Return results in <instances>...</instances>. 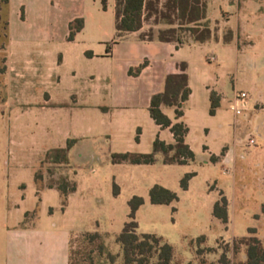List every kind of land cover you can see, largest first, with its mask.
I'll return each instance as SVG.
<instances>
[{"label": "rangeland", "instance_id": "rangeland-1", "mask_svg": "<svg viewBox=\"0 0 264 264\" xmlns=\"http://www.w3.org/2000/svg\"><path fill=\"white\" fill-rule=\"evenodd\" d=\"M205 1L214 38L213 43L199 49L196 61L204 77L195 87L196 95L188 113L191 127L188 139L195 160L186 164H163L160 160L153 164H113L112 151H133L130 149L134 144L107 145L98 138L94 146L83 148L79 145L71 152L75 181V172L70 166L43 163V156L35 167V174L42 176L38 185L47 188L48 184L64 178L75 182L77 191L65 214L68 200L62 208V197L57 190L52 191L44 204H39V193L34 197L26 191L20 195L27 200L22 207L29 209L24 212L22 224L35 218L49 219L59 233L70 232V238L83 231H99L106 235L108 250L116 255L113 263L102 258L104 263L124 264L115 236L129 220V199L137 195L143 198V204L135 212L137 232L164 237L172 244L178 262L217 261L224 249H229L227 255L231 262L243 259L244 247L240 246L235 254L232 243L241 236L250 235V228L255 229V236L264 240V0ZM151 25L153 19L144 21L143 31L148 33L154 29L156 34L158 27ZM5 27V6L0 0V174L16 173L28 181L32 178L30 168L39 150L40 137L36 138L38 132L31 125L35 113L18 115L16 123L14 108L17 111L20 108L10 109L9 105H22L23 109L29 105L23 100L33 96L32 76L26 71L24 79H19L16 77L20 73L15 74L13 66L7 70L3 49ZM228 31L232 32L233 45H216L215 41H222ZM210 55H215L216 60L209 61ZM203 82H209L222 92L224 100L214 116L209 114V94ZM235 91H247L254 98L239 116H234L229 109ZM249 133L255 139L252 145L246 143ZM149 136L146 130L141 145L145 152L151 151ZM204 145L217 155L228 152L226 162H211ZM191 172L195 175L184 190L180 180ZM114 183L119 187L117 195H114ZM154 184L174 191L177 200L152 204L149 189ZM220 193L229 202L226 223L213 215V205ZM18 199L15 192H0V222L6 219L10 231L18 228L12 226L16 216L14 202ZM200 235H204L206 241L197 244L196 238ZM207 245L215 251L196 255L197 247Z\"/></svg>", "mask_w": 264, "mask_h": 264}, {"label": "crops", "instance_id": "crops-1", "mask_svg": "<svg viewBox=\"0 0 264 264\" xmlns=\"http://www.w3.org/2000/svg\"><path fill=\"white\" fill-rule=\"evenodd\" d=\"M4 6L5 64L7 70L13 66L15 74L20 73L16 78L24 79L26 71L31 73L34 96L23 100L29 104L25 109L22 105L9 107L20 108L19 111L14 108V119L34 111L31 125L38 132L36 138L40 139L37 159L30 168L31 180L24 181L16 173L0 174V192L11 191L19 195L14 202L16 216L12 225L18 228L10 231L6 219L0 222V264H68L70 232L59 233L49 219L35 218L28 224H22L24 212L29 209L22 207L27 200L20 195L26 191L33 196L39 193V204H44L56 190L41 188L36 182L35 167L39 160L48 149L64 147L68 139H75L68 152V166L74 170V177L76 171L72 166L71 152L79 145L83 148L94 146L98 138L107 145L134 144L130 150L135 152L146 151L141 149L146 130L150 134L151 150L156 137L165 143H174L170 129L156 124L149 107L151 96L164 90L166 75L176 72L179 62L187 64L191 89L183 107L184 114L176 119L173 107L162 105L161 109L172 122L183 121L188 126L185 142L191 148L188 113L196 95L195 87L204 77L196 62L197 56L201 47L213 42L177 45L156 37L142 39L140 34L144 32V23L140 30L118 37L115 0H106L105 8L102 0H8ZM75 19H82L83 25L69 38V24ZM153 25L158 27L157 30L167 26L163 23ZM215 44L231 46L233 41L223 43L217 40ZM140 65L143 66L138 73H130V69ZM203 85L208 94L212 89L222 94L209 82H203ZM14 93L16 96L17 92ZM223 100L221 96L220 104ZM55 114L58 115L55 117ZM18 121L16 119V123ZM205 131L209 132V129L205 128ZM136 135L139 141L135 140ZM204 146L209 157L212 154L218 156L207 145ZM125 151L129 150L122 152ZM162 158L158 153L156 161L162 162ZM227 159L228 152L224 151L217 162L225 163ZM76 191L77 186L75 192L68 196L63 214L69 210ZM8 243L9 250L6 249Z\"/></svg>", "mask_w": 264, "mask_h": 264}, {"label": "trees", "instance_id": "trees-1", "mask_svg": "<svg viewBox=\"0 0 264 264\" xmlns=\"http://www.w3.org/2000/svg\"><path fill=\"white\" fill-rule=\"evenodd\" d=\"M7 3L8 0H3ZM103 8L106 0H102ZM115 28L116 35L122 36L126 32L138 31L144 21L153 19V24L163 23L168 27L158 29L156 34L150 29L148 33L142 32V39L156 37L160 41L174 42L181 45L188 42L204 43L214 38V33L207 18V2L205 0H115ZM83 25L82 19H75L69 24V38ZM232 32L228 31L223 36L222 42L229 43ZM143 65L130 69V73H138ZM186 62L176 64V72H170L165 77L164 90L153 94L150 100L149 113L156 124L162 128H169L174 136V143H165L156 137L150 152H113V164H153L158 153L162 154L164 164H186L195 160V153L185 142L188 126L183 121L172 122L163 113L161 106L174 108L175 118L183 116V107L188 100L191 89L188 85ZM209 114L215 115L220 107L221 95L215 90L209 92ZM139 134V129H137ZM135 140L139 141L138 135ZM76 142L68 139L64 147L50 148L46 151L43 163L52 165H68V152ZM220 155H210L211 162H217ZM195 173H186L180 180L182 189H187L189 179ZM38 182L42 176L35 174ZM48 188H55L62 197V208L66 205L67 196L76 190V183L62 178L57 183H50ZM119 193V187L114 183V195ZM177 194L159 184H154L149 189V200L152 204H169L177 200ZM143 204V198L133 195L129 201V220L124 223L121 231L115 236V242L121 250L124 264H192L191 262H178L175 260L174 249L164 237L156 234L138 233V224L135 221V212ZM213 215L223 223L228 221V200L223 193L213 205ZM250 235L241 236L232 243V250L236 254L243 246L244 258L231 262L227 253L229 249L222 250L217 261L202 259L201 264H264V240L258 238L254 228H250ZM105 234L99 231H83L73 235L69 240L68 264H105L102 258L110 263L116 260V255L110 252L105 244ZM206 241L204 235L196 238V242ZM215 248L206 246L197 247L196 255L205 252H214Z\"/></svg>", "mask_w": 264, "mask_h": 264}, {"label": "built area", "instance_id": "built-area-1", "mask_svg": "<svg viewBox=\"0 0 264 264\" xmlns=\"http://www.w3.org/2000/svg\"><path fill=\"white\" fill-rule=\"evenodd\" d=\"M210 61H214L215 57L210 56ZM254 100L253 96L250 95L247 91H235L230 98L229 101V109L234 114V116H239L244 114V112L248 109L250 102ZM247 145H252L255 143L254 136L249 133L247 135Z\"/></svg>", "mask_w": 264, "mask_h": 264}]
</instances>
